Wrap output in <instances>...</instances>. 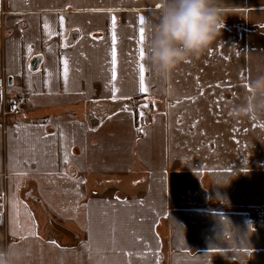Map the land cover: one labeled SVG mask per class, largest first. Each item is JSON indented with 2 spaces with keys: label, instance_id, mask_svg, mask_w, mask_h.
Segmentation results:
<instances>
[{
  "label": "crops",
  "instance_id": "obj_1",
  "mask_svg": "<svg viewBox=\"0 0 264 264\" xmlns=\"http://www.w3.org/2000/svg\"><path fill=\"white\" fill-rule=\"evenodd\" d=\"M216 2V41L167 79L145 59L144 93L139 18L147 52L160 0H0V248L26 264H264V117L230 114L264 75V0Z\"/></svg>",
  "mask_w": 264,
  "mask_h": 264
},
{
  "label": "clouds",
  "instance_id": "obj_2",
  "mask_svg": "<svg viewBox=\"0 0 264 264\" xmlns=\"http://www.w3.org/2000/svg\"><path fill=\"white\" fill-rule=\"evenodd\" d=\"M160 5L146 59L156 76L167 79L211 47L224 27L225 15L216 0H160ZM250 86V96L230 110L233 117H264V75L251 80ZM0 264H26L25 249L0 248Z\"/></svg>",
  "mask_w": 264,
  "mask_h": 264
},
{
  "label": "snow or ice",
  "instance_id": "obj_3",
  "mask_svg": "<svg viewBox=\"0 0 264 264\" xmlns=\"http://www.w3.org/2000/svg\"><path fill=\"white\" fill-rule=\"evenodd\" d=\"M157 7L159 8L160 5H157ZM63 19V18H61ZM112 49H111V64H112V69H111V73H112V81L114 82L117 79V70H116V66H117V49H116V44H117V36H116V19L115 17L112 18ZM139 40L138 43L140 45L139 49H138V59H139V63H138V71H139V90L141 92L146 93L148 91V88L145 84V72H146V67L144 64V61L146 59V51H145V28L143 27V25L145 24V19L143 16H141L139 18ZM45 27H47V25H45ZM31 47V46H29ZM63 65H64V70H63V75L65 78V82L67 81V77H68V61L65 59L63 61ZM251 91V89H249ZM118 91V89L115 88V85L113 84V93L115 94ZM113 99H116L115 95H113L112 97Z\"/></svg>",
  "mask_w": 264,
  "mask_h": 264
},
{
  "label": "trees",
  "instance_id": "obj_4",
  "mask_svg": "<svg viewBox=\"0 0 264 264\" xmlns=\"http://www.w3.org/2000/svg\"><path fill=\"white\" fill-rule=\"evenodd\" d=\"M141 101H143V95H137L135 97H132L131 99L121 101L120 104H125L123 106H125L127 108H130L131 104H137V103H139ZM127 104H130V105L128 106ZM75 112H78V111H75ZM134 114H135V116H134L135 121L137 122V119H138L137 115H136L137 113L135 112ZM141 134H142L141 129H139L138 130L139 137L141 136ZM33 200L35 202L34 198H33Z\"/></svg>",
  "mask_w": 264,
  "mask_h": 264
},
{
  "label": "built area",
  "instance_id": "obj_5",
  "mask_svg": "<svg viewBox=\"0 0 264 264\" xmlns=\"http://www.w3.org/2000/svg\"><path fill=\"white\" fill-rule=\"evenodd\" d=\"M1 198L2 197L0 196V207L3 204V201ZM253 220H255V221H263L264 220V208H261L259 211L255 212L253 214Z\"/></svg>",
  "mask_w": 264,
  "mask_h": 264
},
{
  "label": "rangeland",
  "instance_id": "obj_6",
  "mask_svg": "<svg viewBox=\"0 0 264 264\" xmlns=\"http://www.w3.org/2000/svg\"><path fill=\"white\" fill-rule=\"evenodd\" d=\"M214 90V92L217 94V92L220 90V89H218V88H216V89H213ZM220 92H223L222 94L224 95V89L223 88H221V90H220ZM144 100V99H143ZM153 105V104H152ZM192 106H196V110L198 111V110H200V108H199V106L197 105V104H195V105H191V107ZM215 106H216V104H215ZM193 112V111H192ZM200 122H204V121H200ZM260 209H258L257 211H259ZM256 211V212H257ZM80 235V234H79ZM53 236H55V233L53 234ZM78 237L76 236L75 237V239H77Z\"/></svg>",
  "mask_w": 264,
  "mask_h": 264
},
{
  "label": "water",
  "instance_id": "obj_7",
  "mask_svg": "<svg viewBox=\"0 0 264 264\" xmlns=\"http://www.w3.org/2000/svg\"><path fill=\"white\" fill-rule=\"evenodd\" d=\"M128 106L130 105V104H127Z\"/></svg>",
  "mask_w": 264,
  "mask_h": 264
}]
</instances>
